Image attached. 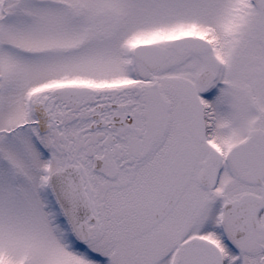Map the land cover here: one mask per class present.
I'll list each match as a JSON object with an SVG mask.
<instances>
[{"label": "snow or ice", "instance_id": "snow-or-ice-1", "mask_svg": "<svg viewBox=\"0 0 264 264\" xmlns=\"http://www.w3.org/2000/svg\"><path fill=\"white\" fill-rule=\"evenodd\" d=\"M0 264H264V0H0Z\"/></svg>", "mask_w": 264, "mask_h": 264}]
</instances>
